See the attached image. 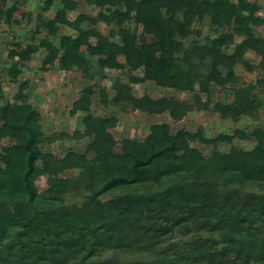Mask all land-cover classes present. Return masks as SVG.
Listing matches in <instances>:
<instances>
[{"label":"trees","instance_id":"trees-1","mask_svg":"<svg viewBox=\"0 0 264 264\" xmlns=\"http://www.w3.org/2000/svg\"><path fill=\"white\" fill-rule=\"evenodd\" d=\"M12 1L8 6L9 0H0V32L2 23L33 20L31 10L16 16L27 0ZM80 1L41 0L30 41H13L8 49L11 82L43 50V71L54 66L87 73L90 57L101 71L128 70L126 80L112 81L111 95L99 90L103 105L123 112H167L180 121L192 110L209 109L215 88L235 96L234 105H213L223 119H258L264 110V77L247 82L236 70L243 65L264 73L259 2L84 0L96 14L80 12L71 19ZM63 27L74 33H61ZM145 82L190 91L193 100L135 94L133 85ZM29 87L21 81L13 100H6L0 81V140L9 141L0 156V264H264L262 126L207 137L203 127L173 132L170 124L156 123L143 139H116L111 129L119 117L91 112L96 89L90 85L71 109L82 113L83 130L49 135ZM84 137L90 142L83 152L57 157L43 148ZM253 138L251 150L233 145L234 139ZM195 141L213 146L211 155L192 146ZM221 143L229 149L219 150ZM41 176L47 180L44 190L36 184Z\"/></svg>","mask_w":264,"mask_h":264},{"label":"rangeland","instance_id":"rangeland-1","mask_svg":"<svg viewBox=\"0 0 264 264\" xmlns=\"http://www.w3.org/2000/svg\"><path fill=\"white\" fill-rule=\"evenodd\" d=\"M257 1L262 6H264V0H250ZM41 0H27L26 4L21 6L20 10L16 13L18 18L25 11L31 10L33 13V20L30 24L23 22L20 26H8L5 23L1 25L0 32V53L2 58L0 60V81L3 84V91L6 96V100H13L16 91L19 88V84L23 80L29 81L30 93L29 100L39 109L43 114V129L46 134L53 135L60 132L67 131L72 134L75 130L81 129V112L72 114V103L79 97L83 88L90 85H95L96 92L92 96L93 103L91 106V112L96 116H112L115 115L119 117V124L111 129L114 137L120 139L122 137H127L129 139H143L149 132L151 125L156 123H168L171 126L173 132L185 128L189 131H196L199 127L205 129L207 137H215L219 133H232L236 128L248 127L250 129L255 126H262L264 128V110L259 114L258 119H253L250 117H243L240 121L235 122L232 119H223L218 112L212 109L213 105L217 102L234 105L235 96L229 92L226 88H215L211 100V106L207 110H192L185 118L180 121H175L166 113L154 115L147 114L139 110H129L127 112L121 111L118 107L109 105L105 106L100 102L99 90L104 87L110 95L111 83L114 79L120 77L124 80L128 78L129 71L119 72L113 69H105L101 71L96 63L95 57H90L93 65L89 72L83 73L81 71H62L54 66L48 67L47 70L43 71L42 57L45 54L43 50H40L37 54L32 56L29 61L30 69L17 79V82H11L8 76L5 66L7 63L6 55L10 44L13 41H21L26 44L30 41L33 34L35 19L38 7ZM13 4L12 0H9L8 6ZM58 4L56 3L51 12L46 15L51 17L52 13L55 12ZM88 12L96 14L97 10L94 5L87 4L84 0L80 1V5L75 12H72L69 16L74 19L78 13ZM260 15L264 17V9L259 12ZM135 21L129 24L135 26ZM98 27L103 33H108V26L100 23ZM203 33H209L208 25L202 28ZM258 34L264 36V24L257 27ZM74 33L73 30L63 27L61 33ZM37 42L40 40V36H36ZM247 57L252 59L255 63L260 61V57L254 54H247ZM123 60V58H121ZM238 75L242 77L243 81H254L256 79L264 77V73L260 72L258 69L254 71H248L243 65L236 66ZM106 74L107 78H102ZM135 94L141 96L143 94H149L153 97H177L182 100H193V94L190 91L178 92L173 89H166L155 85L152 82H145L140 84H134ZM207 98L204 96L203 100ZM90 142V137H84L81 139L65 138L63 140H58L55 143L44 146V150L52 149L57 157L64 155L69 150H74L77 152H83L86 145ZM9 143L8 139L0 140V156L2 155V147ZM233 145L244 150H251L256 145V139L252 140H242L234 139ZM192 146L198 148L205 156H209L214 149L213 146L204 145L199 141L192 142ZM230 144L221 143L218 149L221 151H227ZM42 164V163H41ZM0 163V169H1ZM79 170H72L69 174H77ZM36 184L40 190H44L47 187V180L45 177L41 176L36 180Z\"/></svg>","mask_w":264,"mask_h":264}]
</instances>
